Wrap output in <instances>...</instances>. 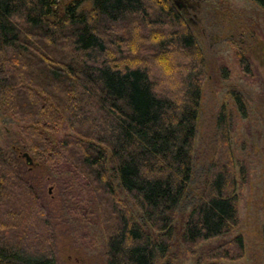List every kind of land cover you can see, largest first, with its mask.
<instances>
[{
	"label": "trees",
	"instance_id": "16d2710c",
	"mask_svg": "<svg viewBox=\"0 0 264 264\" xmlns=\"http://www.w3.org/2000/svg\"><path fill=\"white\" fill-rule=\"evenodd\" d=\"M251 1L264 9V0ZM205 68L171 0H0L1 106L16 120L23 152L97 195L106 264H172L174 237L192 252L238 224L224 107L215 160L180 213ZM233 98L245 116L242 96ZM24 166L0 148V264H58L45 200ZM243 251L237 235L212 248L208 264Z\"/></svg>",
	"mask_w": 264,
	"mask_h": 264
},
{
	"label": "rangeland",
	"instance_id": "374dc122",
	"mask_svg": "<svg viewBox=\"0 0 264 264\" xmlns=\"http://www.w3.org/2000/svg\"><path fill=\"white\" fill-rule=\"evenodd\" d=\"M171 2L182 12L203 52L206 67L194 140V171L180 213L188 212L197 200L215 160L222 138L217 130V116L224 107L229 148L239 180L236 187L239 221L230 233L204 240L192 252L186 250L178 236L174 237L167 258L172 264H208L207 254L212 248L241 235L243 255L217 262L264 264V9L251 0ZM241 56L247 69L240 62ZM235 92L245 102V116L234 101ZM66 131L61 130L60 135ZM21 144L15 118L0 103V148L21 159L30 171L33 185L43 195L57 263L106 264V229L95 192L89 186L82 187L71 174L50 172L48 166L41 165L30 154L29 164ZM121 197L126 200L122 193ZM133 210L136 213L135 207ZM165 259L157 264H163Z\"/></svg>",
	"mask_w": 264,
	"mask_h": 264
},
{
	"label": "water",
	"instance_id": "95a60500",
	"mask_svg": "<svg viewBox=\"0 0 264 264\" xmlns=\"http://www.w3.org/2000/svg\"><path fill=\"white\" fill-rule=\"evenodd\" d=\"M23 155L25 156L27 162H28L29 164H31V163H32V159H31L30 155H29L27 152H25Z\"/></svg>",
	"mask_w": 264,
	"mask_h": 264
}]
</instances>
